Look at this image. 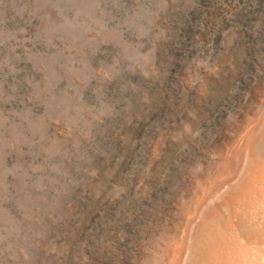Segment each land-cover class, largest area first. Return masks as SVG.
Wrapping results in <instances>:
<instances>
[{"label":"rangeland","instance_id":"1","mask_svg":"<svg viewBox=\"0 0 264 264\" xmlns=\"http://www.w3.org/2000/svg\"><path fill=\"white\" fill-rule=\"evenodd\" d=\"M263 103L264 0H0V264L156 263Z\"/></svg>","mask_w":264,"mask_h":264},{"label":"bare ground","instance_id":"2","mask_svg":"<svg viewBox=\"0 0 264 264\" xmlns=\"http://www.w3.org/2000/svg\"><path fill=\"white\" fill-rule=\"evenodd\" d=\"M174 207L154 264H264V112Z\"/></svg>","mask_w":264,"mask_h":264}]
</instances>
